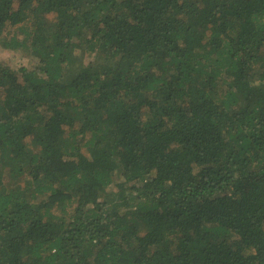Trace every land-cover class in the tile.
<instances>
[{"label":"trees","instance_id":"trees-1","mask_svg":"<svg viewBox=\"0 0 264 264\" xmlns=\"http://www.w3.org/2000/svg\"><path fill=\"white\" fill-rule=\"evenodd\" d=\"M0 264H264V0H0Z\"/></svg>","mask_w":264,"mask_h":264},{"label":"rangeland","instance_id":"rangeland-1","mask_svg":"<svg viewBox=\"0 0 264 264\" xmlns=\"http://www.w3.org/2000/svg\"><path fill=\"white\" fill-rule=\"evenodd\" d=\"M0 62L9 64L11 67H21L28 63V57L25 53L18 55L12 54L9 50L0 46Z\"/></svg>","mask_w":264,"mask_h":264}]
</instances>
